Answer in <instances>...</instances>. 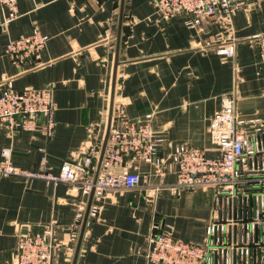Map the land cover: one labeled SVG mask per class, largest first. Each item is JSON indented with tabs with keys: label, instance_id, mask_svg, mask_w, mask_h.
I'll return each instance as SVG.
<instances>
[{
	"label": "crops",
	"instance_id": "obj_1",
	"mask_svg": "<svg viewBox=\"0 0 264 264\" xmlns=\"http://www.w3.org/2000/svg\"><path fill=\"white\" fill-rule=\"evenodd\" d=\"M17 11L0 31V87L7 79L17 90L51 86L54 127L48 136L41 128L9 133L0 126V151L9 148L11 163L31 171L45 156L46 170L55 173L71 156L100 149L119 0H18ZM4 13L0 4V19ZM185 19L182 14L161 20L150 0H124L111 124L122 111L132 120L150 113L152 129L164 141L157 163L124 156L140 175L139 185L106 193L98 216L87 218L76 264H145L143 250L154 220L186 242L203 243L213 189L173 190L174 146L219 156L208 126L225 93H234L238 117L264 120V68L255 38L264 34V0L238 8L229 20L207 19L190 27ZM33 28L48 37L40 51L42 64H12L6 42ZM218 45L232 46L233 54L217 53ZM152 187L159 190L153 194ZM81 199L87 202L88 195L81 196L69 182L0 176V264H10L19 234H40L51 219L58 223L56 236L66 239ZM63 257L58 250L57 261Z\"/></svg>",
	"mask_w": 264,
	"mask_h": 264
},
{
	"label": "built area",
	"instance_id": "obj_2",
	"mask_svg": "<svg viewBox=\"0 0 264 264\" xmlns=\"http://www.w3.org/2000/svg\"><path fill=\"white\" fill-rule=\"evenodd\" d=\"M18 0H0L5 13L0 31L17 17ZM161 20L184 14L186 24L197 27L203 20H229L235 10L256 5L258 0H150ZM258 60L264 68V34L255 36ZM48 37L33 28L29 34L9 39L4 52L12 64L40 66V51ZM216 52L231 56L233 47L216 46ZM52 87H25L17 90L10 79L0 87V126L9 133L41 128L51 136L54 121ZM233 92L221 96L210 118L209 139L218 157H208L204 150L182 143L174 146L171 161L175 165L174 191L179 188L209 186L213 189V211L205 227L201 244L186 242L170 227L154 220L146 237L145 264H264V120L237 116ZM151 114L132 120L120 112L111 124L105 154L95 183L92 177L99 149L89 148L83 155L65 160L58 172L46 170V158L36 171L23 170L10 161V149L0 151V176L20 175L43 178L46 182H69L87 196H93L88 216L97 217L108 191L130 189L139 185L140 175L131 170L124 156L159 162L157 151L164 136L155 133ZM42 118V123L39 119ZM159 190L152 187L153 194ZM85 200L81 199L66 239L56 236L58 223L51 219L40 234H19L10 264H70L77 239ZM64 252L58 262V250Z\"/></svg>",
	"mask_w": 264,
	"mask_h": 264
},
{
	"label": "water",
	"instance_id": "obj_3",
	"mask_svg": "<svg viewBox=\"0 0 264 264\" xmlns=\"http://www.w3.org/2000/svg\"><path fill=\"white\" fill-rule=\"evenodd\" d=\"M123 10H124V0H119V14H118V26H117V33H116V47H115V59H114V69H113V74H112V84H111V91H110V102H109V107H108V116H107V124H106V131L103 137V140L101 142V146L98 152V156L96 159V164H95V169L92 177V183L94 184L99 172V169L101 167V163L105 154L106 146H107V141L110 135V129H111V120H112V108H113V98H114V85H115V73H116V65H117V55H118V47H119V40H120V33H121V27H122V21H123ZM93 190L94 187L92 186L89 194H88V199L85 205L84 213L82 216L80 228L78 231L77 239L75 242L72 258L70 264H76V260L78 257V253L80 250V245L84 233V228L86 225V221L88 218V212H89V207L92 201V196H93Z\"/></svg>",
	"mask_w": 264,
	"mask_h": 264
}]
</instances>
